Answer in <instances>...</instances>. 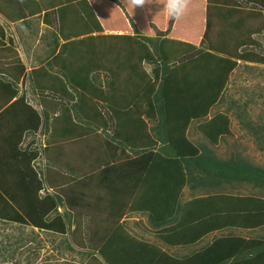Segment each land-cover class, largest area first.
Segmentation results:
<instances>
[{
  "label": "trees",
  "instance_id": "obj_1",
  "mask_svg": "<svg viewBox=\"0 0 264 264\" xmlns=\"http://www.w3.org/2000/svg\"><path fill=\"white\" fill-rule=\"evenodd\" d=\"M135 29L138 30L136 26ZM134 41L143 43L142 50L135 53L138 60L148 59L152 63V75L139 72L133 65L132 71L135 73L136 69L137 73L129 74L123 81L119 77L120 68L104 80L94 77L90 81L80 78L69 81L78 96L60 98L61 113L53 124L61 128L48 129L55 137L53 142L50 139L38 142L35 137L27 142L24 139L26 130L37 131L41 125L44 128L51 125L45 111L28 105L34 120L26 124L24 115L14 117L15 125L31 126L15 135L14 125V138L9 135L14 143L9 141L10 148L7 144L0 147V168L6 174L2 179L15 177L14 182H18L15 189L0 181V220L9 223L21 220L23 225L67 234V240L87 251L88 264L93 260L100 264H264L261 240L230 232L198 252L178 258L156 242L128 231L123 221L132 213L145 216L147 230L169 244L173 243V237L175 243H180L186 221L208 214L203 211L195 215L196 212L187 209L189 204L184 207L180 203L187 177L194 178V167L222 183L220 189L226 185L250 186L253 194L248 199H253L252 208L259 211L251 217L264 221V167L240 152L221 158L212 148L195 145L186 132L192 121H205L220 102L235 107L226 90L238 59L264 62V57L253 52L243 56L239 53L236 58L238 50H229L232 55L222 57L204 46L196 49L194 44L168 38L154 50L145 49L146 41L140 36ZM121 68L127 66L123 64ZM76 99V103H71ZM89 105H94L92 110L85 111ZM244 118L263 149L264 124L252 126ZM20 119L23 120L19 122ZM149 120L154 125H149ZM199 126L211 137H219L229 132V119L226 113H219L206 125ZM58 133L62 134L56 139ZM62 146L70 155L48 153L50 148ZM12 150L14 163L5 157ZM39 159L41 162L37 163ZM23 182L25 186L21 187ZM48 188H53L52 192ZM42 190H46L44 194ZM215 197L228 201L234 195L220 193ZM244 198L247 197L241 194L235 196ZM62 207L65 212L59 211ZM217 217L224 220L222 223L225 220L230 223L231 210ZM83 220L85 225L80 224ZM67 247L74 249L71 242ZM247 252L251 254L245 259Z\"/></svg>",
  "mask_w": 264,
  "mask_h": 264
},
{
  "label": "crops",
  "instance_id": "obj_2",
  "mask_svg": "<svg viewBox=\"0 0 264 264\" xmlns=\"http://www.w3.org/2000/svg\"><path fill=\"white\" fill-rule=\"evenodd\" d=\"M0 2L5 5L8 3L7 7H10V4L15 5V10L4 13L0 4V147L7 144V148H10V143H14L12 138L9 139V135L13 137L14 117L20 115L23 118L24 115L25 124L34 120L28 105L48 114L51 125H46L43 133L48 139L55 138L48 129L61 128V125L53 124L54 118L59 117L61 113L62 100L59 99L70 95L74 98L78 96L70 83L73 79L90 81L96 77L98 80H104L108 74L112 77V73L123 64L127 66L126 69L123 68V80H126L129 74L135 75L137 70L146 72V66L152 63L148 59L138 60V54L135 52L142 50L143 43L139 45L134 41L137 36L145 39V49L154 50L161 41L163 43V39L168 38L194 44L196 49L202 46L207 49L219 48L225 51V56L229 50L239 51L249 43L256 49L258 37L262 35L259 41L264 39V22L260 23V18L264 19V0H186V9L190 12L183 13L175 20L168 15V0H59L56 4L48 6L42 0ZM213 6H222L225 15L216 16L215 12L210 11ZM234 17L241 19L240 22H234ZM109 18L113 21L112 26L107 22ZM249 48L253 54L254 50L250 45ZM89 49L95 52H88ZM240 61L242 59H238V63ZM244 62L249 63L248 58ZM133 65L137 69L135 73L131 68ZM233 71L234 69L230 74ZM51 95L57 99L50 98ZM93 106L85 107V111H91ZM2 113L5 114L1 115ZM21 120L23 119L19 122ZM150 121L148 122L152 123ZM30 126L22 124L16 129L18 125H15V135H20ZM26 131L28 138L30 131ZM61 134L58 133L56 139H59ZM27 138L26 142L31 137ZM13 153V150L8 153L9 156L5 153V157L14 163ZM194 171V178L189 175L183 186L180 203L184 207L189 204L187 209L196 212L195 215L203 211L208 214L194 221H186L180 243H175L176 239L173 237L175 244H169L157 233H153L156 243L170 247L172 250L164 251L180 258L198 252L201 247L213 244L230 232L248 237L247 239L264 241V221L251 217L259 212L258 209L252 208L255 206L253 199H248L253 194V189L244 184L234 188L226 185L227 190H221L222 183L212 179L210 174H205L202 169L196 167ZM5 175L0 168V180ZM205 178L208 180L205 181ZM220 193L234 195V198L226 201L215 197ZM240 194L247 198L235 199V196ZM245 208L246 211L241 210ZM229 210L232 215L230 223L229 220L222 223L224 220L216 218L222 213L228 214ZM248 211L250 212L247 213ZM140 216L144 217L148 224L147 218ZM147 226L142 227L147 229ZM72 227L75 228L76 225L73 224ZM194 236H197L194 242L187 243ZM140 237L146 240L145 237ZM67 242H71L74 249L69 250L68 243L65 249L70 252L80 251L81 258L76 261L65 259V264H88L89 258L85 254L87 251L80 245V248H76L73 241ZM49 263L47 260L43 262ZM91 264L100 263L93 260Z\"/></svg>",
  "mask_w": 264,
  "mask_h": 264
},
{
  "label": "rangeland",
  "instance_id": "obj_3",
  "mask_svg": "<svg viewBox=\"0 0 264 264\" xmlns=\"http://www.w3.org/2000/svg\"><path fill=\"white\" fill-rule=\"evenodd\" d=\"M57 1L42 0V2L46 3L47 6L56 4ZM0 4L3 7L1 10L4 13L10 12L13 9L15 10V5L10 4V7H7L6 5H8V3L5 5L4 3L2 4V2H0ZM210 11L215 12L216 16H220L221 14L225 15L223 12L225 10H223L222 6H213L210 8ZM188 12H190V10L186 9L184 13L186 14ZM201 13H203V11H201ZM236 20L240 22L241 19L234 17L233 21L236 22ZM107 22L110 26H112L113 21H111L110 18L107 19ZM262 22H264V19L260 18V23ZM223 25L224 24H222V26ZM260 37H262V35L258 37V42L255 44L256 49H253L251 43H249V45L254 50L256 56H261L263 58L264 39L262 38L259 41ZM249 45H245V47L240 48L236 58H239V53H242V56L251 53ZM212 50L214 51V54L226 57L225 51L219 48H214ZM230 52L231 51L226 52L227 56H229ZM244 60L247 59H242V61H240L234 68V71L232 74H230V80H228L227 83L226 92L230 97H232L236 104L235 107H233L234 105H230V103H226V101H223L224 103L220 102L217 106L212 108L207 120L202 122L192 121L190 124L191 126L186 132L189 139H191L195 145L198 147H206L208 149L212 148L219 157L225 156L223 158H228L233 152H240L251 159L255 164L264 167V148H259V144L253 132L248 128V124L243 122L245 119L244 117L246 116V120H248L252 126L258 127L264 124V62H260L258 60L253 63L248 59L249 63H247L244 62ZM150 66L151 65L146 66V69L152 75ZM119 77L121 81H123V68H120ZM50 98L53 99L52 95ZM228 101L231 102V100ZM219 113H226L227 118L229 119V132H224L220 134L219 137H210L211 134H206L207 132H205V130H203V128H201L199 125H206V121L213 119L214 115H218ZM33 116L34 113H32V117ZM149 124L154 125L153 123ZM19 127L20 125H18L16 129H19ZM30 134L37 135L36 130H31ZM50 142H53L51 138ZM73 145L76 146V144ZM202 149L203 148H200L201 151ZM57 152H60L62 155H70L65 150V146L52 147L48 153L51 155V153ZM46 153L47 152L45 151V154ZM40 162L41 159L37 161V163ZM66 162L71 164L69 159H67ZM14 180L15 177L12 179L8 178L7 180L2 179L0 181L2 183L8 184V187L11 186L12 188L15 186L16 189L18 182H14ZM24 186L25 184L23 182L21 187ZM221 189L227 190V188L224 187ZM47 190L52 192L53 188H48ZM45 191L46 190H42V194H44ZM262 195L264 196V193ZM65 210L66 209L64 207L60 208V211L65 212ZM52 215L53 213L49 216L51 217ZM20 221L21 220H17L9 223L0 220V264H43L45 260L49 261V264H65V259L68 261H76L78 258H81L80 251L70 252L65 249V245L68 243L66 240V235L56 232L54 233L50 230V232H46L48 230L45 229H35L34 226L30 224L23 225ZM123 221L128 231L130 230L132 233L138 234L139 237H145L147 241H157L155 240V236L153 234L154 232L149 233L150 231L148 232L146 228H143L148 225L144 217L132 213L124 217ZM78 222L80 223L81 221ZM85 223L86 220H83L80 224L85 225ZM74 245L76 248H80L79 244L74 243ZM161 248L163 250H172L170 247L167 248L164 245H161ZM249 254L251 253L247 252L245 259L249 258ZM68 264H73V262Z\"/></svg>",
  "mask_w": 264,
  "mask_h": 264
},
{
  "label": "clouds",
  "instance_id": "obj_4",
  "mask_svg": "<svg viewBox=\"0 0 264 264\" xmlns=\"http://www.w3.org/2000/svg\"><path fill=\"white\" fill-rule=\"evenodd\" d=\"M187 8V3H186V0H168V3L166 5V9L168 11V15L173 19H178L180 16L183 15V13L185 12ZM152 67V66H151ZM132 68V67H131ZM149 73V72H148ZM107 76V75H106ZM106 76H105V79H106ZM108 77L111 78V75L108 74ZM77 102V99L74 100L73 102L71 103H76ZM73 105V104H72ZM36 109V108H35ZM38 110V109H36ZM73 113L75 112L74 110V105H73ZM42 112V111H41ZM44 131V125H41L40 128L36 131L37 135H31L29 137L33 138L35 137L37 139L38 142H46V137L43 133ZM27 138V137H26ZM25 138V139H26ZM30 138V139H31Z\"/></svg>",
  "mask_w": 264,
  "mask_h": 264
}]
</instances>
